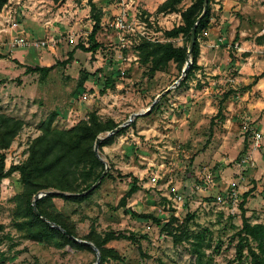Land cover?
<instances>
[{
  "label": "rangeland",
  "instance_id": "1",
  "mask_svg": "<svg viewBox=\"0 0 264 264\" xmlns=\"http://www.w3.org/2000/svg\"><path fill=\"white\" fill-rule=\"evenodd\" d=\"M94 2L99 9L105 8L96 34L101 47L95 53L76 49L71 58L68 51L79 43L89 44L93 19L86 0H8L2 7L0 78L7 82L0 84V112L25 123L5 150L6 167L25 160L28 143L53 111L57 112L54 124L60 128L71 127L89 111L103 119L113 118L119 125L138 113L125 132L102 147L101 157L112 176L87 200L75 203L55 198L52 209L75 223L79 237L91 229L101 235L109 230L133 234L136 241L107 243L122 257L121 261L110 259L109 264H198L193 248L201 233L202 264H249V259L238 262L235 257L236 232L241 227L238 204L244 192L254 189L245 202L246 215L252 223H264V124L260 122L262 113H249L248 106L226 100L227 95L237 96L244 89L238 84L237 89L231 88L237 73L231 63L236 60L232 59L234 42L226 50L221 46L216 49L215 74L201 66L184 80L175 63L169 62L163 71L149 75L135 46L140 38L156 37L152 31L160 27L149 20L150 13L134 3L130 18L134 15L144 22L146 33L128 35L131 44L124 47L117 31L108 26L118 11L116 0ZM168 19L163 29L176 25L173 18ZM19 36L53 37L58 43L53 49L20 47L13 44ZM173 43L182 45L185 40ZM39 63L54 68L46 75L26 72V66ZM84 71L94 75L79 90ZM107 77L114 84L101 92ZM220 104L222 112L217 115ZM252 117H256L254 121ZM256 132L262 138L254 149ZM247 154L251 165L241 164ZM129 173L138 178L140 189L127 200L126 207L152 214L161 224L133 217L119 206L129 188ZM171 186L177 187L181 202L167 197ZM21 188L17 172L0 182V224L4 225L0 264H91L97 260L92 247V251L57 248L46 241L24 238L12 221V199ZM170 215L177 220L165 226ZM173 235H179L180 241L175 242Z\"/></svg>",
  "mask_w": 264,
  "mask_h": 264
},
{
  "label": "trees",
  "instance_id": "2",
  "mask_svg": "<svg viewBox=\"0 0 264 264\" xmlns=\"http://www.w3.org/2000/svg\"><path fill=\"white\" fill-rule=\"evenodd\" d=\"M80 1V0H74ZM184 0H164L158 5V13H180V23L170 29L162 31L167 41L152 40L140 38L135 46L138 60L141 64L148 66V74L153 75L158 71H163L169 62L175 63L181 72L186 61L187 49L190 42L191 31L195 26V41L190 52L191 64L187 68L184 80L200 66L197 63L200 53V39L211 17V0H207L205 13L200 17L203 11L204 0H191L189 5L183 10L179 5ZM8 0H0V11ZM90 8L93 25L88 34V46L79 43L74 49L68 51V58H71L76 49L95 53L101 44L96 40V34L101 28L102 14L94 0H86ZM197 22V23H196ZM181 37L185 40L182 45H176L171 41ZM54 65L50 66H26V72H40L46 75ZM94 74L84 71L78 82L80 90L85 83L90 82ZM261 73L259 76H263ZM255 79L253 80V82ZM0 79V84L4 83ZM114 81L106 78L105 86L101 89L103 92L107 87L112 86ZM75 93L81 94L82 91L76 90ZM222 104V103H221ZM218 107L217 115H221V106ZM57 112H51L39 125L40 133L30 140L27 145L26 158L20 163H11L6 167V154L11 143L24 126V121L0 112V182L2 179L11 176L17 172L21 183V191L14 195L15 204L12 212V221L24 238L34 241H46L52 243L57 248L70 247L74 250H90V245L80 241H75L60 229L51 225L58 224L67 234L81 240L91 242L98 250L100 256L97 264H109V260L121 261L122 257L117 251L107 246L111 240H131L136 241L133 234H127L120 230H109L103 235L91 229L83 237H79L76 232L75 223L67 216L52 209L53 199L60 198L65 201L81 203L87 200L91 194L99 187L106 177H110L109 171H106L99 183L86 194H80L90 188L105 170V164L98 155H102V147L113 143L116 135L122 134L127 129L126 126L120 128L112 135L106 136L110 130L119 125L113 118L103 119L96 111H89L85 118L80 119L74 125L68 128H60L54 124ZM103 138L98 144V155L94 151L96 139L101 135ZM246 148V147H245ZM244 148V150H245ZM129 188L121 196L119 206L124 207V211L133 217L144 220H152L156 224H161L158 217L149 213H137L127 206V200L140 189L138 178L131 173ZM253 189L242 194V200L238 204L240 210L241 227L236 232L238 242L235 245V257L238 262L244 258L249 259V264H264V223H252L245 215V199ZM43 195L36 200L37 210L46 220L35 213L32 208V201L38 193ZM177 219L170 215L169 221L165 226H170ZM4 225L0 224V232ZM176 234V233H175ZM204 233L197 235L196 245L193 248L196 253L198 264L201 263L203 252L200 250V241ZM179 235H173L175 242L180 241ZM93 264V263H91Z\"/></svg>",
  "mask_w": 264,
  "mask_h": 264
},
{
  "label": "crops",
  "instance_id": "3",
  "mask_svg": "<svg viewBox=\"0 0 264 264\" xmlns=\"http://www.w3.org/2000/svg\"><path fill=\"white\" fill-rule=\"evenodd\" d=\"M163 1L164 0L135 1L136 5L141 4L142 7L150 13L149 20L152 23L155 22L160 27L158 29H153L152 33L156 35L153 40H168L162 34V31L165 30L163 29V23L169 22L168 18H173L176 25L180 23L179 12H156L158 5ZM190 2L191 0L185 4L186 0H184L179 7L183 10ZM210 5L211 17L204 31L205 37L200 42V53L197 63L200 68L201 66H204L206 70L208 69L213 73L216 72V69L212 68L219 58L216 53V49L221 46L224 50H226L230 47L233 41L236 48L233 49L234 51L232 53L235 58L232 59L236 60L234 62L231 61V57H226L227 61L229 58L232 65H235L234 68L237 71L234 78V84L231 85V88L237 89L235 85L238 84L237 86L244 89H242L241 92L236 93L237 96L227 95L226 100H228V104L237 102L248 106L249 108L247 111L249 113L258 114V116L262 113L260 122L263 125L264 75L261 77L259 75L264 73V54H261V49L264 47V0H211ZM83 10L87 12L88 9L84 8ZM100 10L101 13H103L105 8L103 7ZM173 26L175 25L172 24L171 27L166 28L170 29ZM179 39H181V37L172 39L171 41L174 42ZM242 58L243 60H241ZM38 65L41 67L50 66L41 63ZM254 79L255 81L253 82ZM6 82L7 80L1 85L6 84ZM223 104L224 103L222 101V105ZM254 118L256 117H252V121L255 120ZM251 154H253V151L250 152V155ZM249 195L245 199V202ZM236 207L237 205L235 208ZM244 208L246 213L249 212L246 209L245 203ZM247 217L250 218V216Z\"/></svg>",
  "mask_w": 264,
  "mask_h": 264
},
{
  "label": "built area",
  "instance_id": "4",
  "mask_svg": "<svg viewBox=\"0 0 264 264\" xmlns=\"http://www.w3.org/2000/svg\"><path fill=\"white\" fill-rule=\"evenodd\" d=\"M136 0H116L118 4V11L114 15L113 19L108 23V26L113 28L117 31L119 34V39L122 43V46L126 47L129 44H131L130 38H128V35H145V23L133 18H130V10L131 7L134 5ZM135 14V13H134ZM70 42H73V38L71 37L69 39ZM58 40L53 37H48L44 39H27L25 37L19 36L16 37L13 41L14 45L20 46V47H30V48H49L53 49L57 46ZM262 138V135L260 132H256L253 136V148L257 149L260 146V139ZM250 165L253 164L251 161V157L249 154H247L243 159H241V164H247ZM153 180H155L153 178ZM210 179H208V182ZM177 187L171 186L167 197L172 199L173 201L181 202L182 195L178 193ZM172 198H171V196ZM222 200V197H218V201Z\"/></svg>",
  "mask_w": 264,
  "mask_h": 264
},
{
  "label": "water",
  "instance_id": "5",
  "mask_svg": "<svg viewBox=\"0 0 264 264\" xmlns=\"http://www.w3.org/2000/svg\"><path fill=\"white\" fill-rule=\"evenodd\" d=\"M207 3H208V1H207V0H204V3H203V11H202L200 17L205 13V10H206V7H207ZM196 23H197V22H196ZM195 28H196V27L194 26V27L192 28V31H191V37H190V42H189L188 49H187L186 61H185L184 66L182 67L181 75H185V72H186L187 68H188V67L190 66V64H191L190 52H191V50H192V48H193L194 41H195ZM158 99H159V96L156 97V99L154 100L153 104H154ZM153 104H152V105H153ZM150 110H151V107H150L147 111H150ZM136 115H138V113H134V114H133V115H132L127 121H125L124 123L118 125V126L115 127L114 129L110 130V131L106 134V136L112 135V134H114L115 132H117L120 128H122V127L128 125V124L132 121V118H133L134 116H136ZM102 138H103V137H98V138L96 139V141H95V144H94V151H95V153H96L97 155H98V144H99V142H100V140H101ZM98 157H99V159H100L101 161L104 162V160H103L102 157H100L99 155H98ZM107 167H108V166H107L106 163H105V170H104L103 173L100 175V177H99V178L93 183V185H92L90 188H88L86 191H84V192H82V193H80V194H86V193H88L89 191H91L92 189H94V187L99 183L100 179H101V178L103 177V175L105 174V172H106V170H107ZM42 195H43V194L40 192V193H38V194L34 197V199H33V201H32V208H33V210L35 211V213H36L37 215H39L42 219L46 220V218L40 214V212L37 210V207H36V200H37L38 198H40ZM51 225H52L53 227L57 228V229H60L63 233H65L66 235H68L69 237H71L72 239H74L75 241H80V242H83V243H85V244L90 245V246L96 251V253H97V260H96L93 264H97V263L99 262L100 256H99V254H98V250H97V248H96L91 242H88V241H86V240H80V239H78V238H76V237H74V236H71V235L67 234V232H66L63 228H61L58 224L51 223Z\"/></svg>",
  "mask_w": 264,
  "mask_h": 264
}]
</instances>
